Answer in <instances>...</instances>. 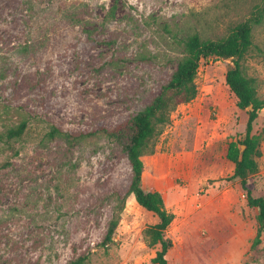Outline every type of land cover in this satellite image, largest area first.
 Listing matches in <instances>:
<instances>
[{"label":"rangeland","instance_id":"obj_1","mask_svg":"<svg viewBox=\"0 0 264 264\" xmlns=\"http://www.w3.org/2000/svg\"><path fill=\"white\" fill-rule=\"evenodd\" d=\"M262 0H0V264H154L145 231L158 218L127 199L108 248L101 246L131 166L103 137L76 146L50 137L115 127L159 94L185 42L225 38ZM264 99V21L241 62ZM232 59L203 61L197 97L154 138L143 188L160 191L174 221L168 264H264V233L252 249L257 210L248 206L231 142L246 137L247 111L226 83ZM33 117L23 137L6 133ZM264 132V109L252 136ZM150 149V150H151ZM254 195L264 198V140ZM246 151V149H245ZM245 154V153H244ZM11 163L10 166L6 164ZM4 165H6L4 167Z\"/></svg>","mask_w":264,"mask_h":264},{"label":"trees","instance_id":"obj_2","mask_svg":"<svg viewBox=\"0 0 264 264\" xmlns=\"http://www.w3.org/2000/svg\"><path fill=\"white\" fill-rule=\"evenodd\" d=\"M264 21V0L246 21L236 25L231 32L219 40H202L198 35L190 36L185 42L186 56L178 62L169 79L161 86L159 94L141 110L130 115L115 127L100 126L89 132L71 134L54 127L50 137L64 138L71 146H76L87 138L103 137L126 156L131 166V177L128 188L122 194L116 192V204L101 246L108 248L112 243L121 221V213L125 209L127 199L134 196L139 206L153 213L158 222L149 226L146 240L150 247H160L154 264H168L167 254L173 247V241L166 232L174 221V214L168 211L163 194L155 189L143 188L144 162L142 158L153 153V140L160 135L162 128L171 123V115L180 105L190 103L198 95L196 78L203 61L211 58L232 59L234 67L226 75V83L230 91L237 97V105L247 111L248 121L246 137L240 143L231 142L227 158L235 164L232 179L239 180L247 194L248 206L257 210V234L252 249L259 251L264 233V198L255 196L250 184V177L258 172L257 160L262 156L260 150L262 136H252L253 125L264 109V99L258 94L255 79L247 76L241 62L253 45L254 27ZM32 115L23 116L19 123L9 128L6 133L8 141H16L23 137ZM245 145L246 151L242 160L239 158V146ZM151 149V150H150ZM10 166L11 163L6 164ZM4 165V167L6 166ZM1 174V170H0ZM37 263L39 264V260ZM89 255L79 256L68 264H87Z\"/></svg>","mask_w":264,"mask_h":264},{"label":"water","instance_id":"obj_3","mask_svg":"<svg viewBox=\"0 0 264 264\" xmlns=\"http://www.w3.org/2000/svg\"><path fill=\"white\" fill-rule=\"evenodd\" d=\"M245 149H246L245 145L239 146V158H240V160H242L244 157Z\"/></svg>","mask_w":264,"mask_h":264},{"label":"crops","instance_id":"obj_4","mask_svg":"<svg viewBox=\"0 0 264 264\" xmlns=\"http://www.w3.org/2000/svg\"><path fill=\"white\" fill-rule=\"evenodd\" d=\"M132 197H134V196H132ZM135 198V197H134Z\"/></svg>","mask_w":264,"mask_h":264}]
</instances>
